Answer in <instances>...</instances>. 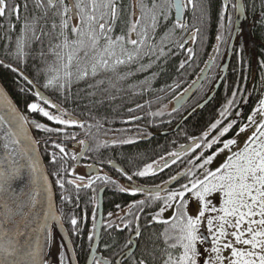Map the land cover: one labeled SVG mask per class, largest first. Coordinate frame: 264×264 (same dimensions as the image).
I'll return each mask as SVG.
<instances>
[{
    "label": "snow or ice",
    "instance_id": "snow-or-ice-1",
    "mask_svg": "<svg viewBox=\"0 0 264 264\" xmlns=\"http://www.w3.org/2000/svg\"><path fill=\"white\" fill-rule=\"evenodd\" d=\"M229 4L230 0H223L221 20L227 14ZM32 7L34 11L29 15L28 0H0V19L14 17L17 22H20L21 9L25 13L20 33L14 42H12V36L9 33L15 32L16 25L9 24L5 31V38L10 42L6 46V54L20 59L27 55L25 49L30 48L33 42L40 43L41 50L38 55L45 64L43 69L38 70V74L43 71L45 76L42 87L51 89L56 94L63 93L62 102L67 103L74 79L80 81L89 77L95 78L101 72L106 71L117 73L119 66L139 63L143 56L154 55L160 59L164 55V44L171 42L170 37L174 35L175 29L180 28L187 32L189 25L182 22L185 10L191 11L194 20L198 19L202 22L209 14L210 2L209 0H160V2L157 0H136L133 10L128 13L127 21L123 20V15L127 11L123 7V0H32ZM231 7L238 14L244 13L245 5L243 4L235 3L231 4ZM173 9L175 10V20L172 29L164 33L159 44L153 43L149 33L155 34L161 21L169 20ZM197 13H199L198 17ZM261 16L264 18V0H261ZM227 18L230 28L232 18L230 15ZM73 20L76 23L73 24ZM119 25H124L126 31L121 28L120 34H117L116 28ZM3 27L4 25L0 24V28ZM49 28L51 31H46ZM199 32L200 29L194 27L188 35V40L195 42ZM132 33H136V39L131 38ZM46 36H51V40L55 41V43L50 41L49 44V52L56 58L53 63L47 62L46 54L43 51V38ZM217 41L224 43L223 34L217 36ZM187 42L177 41L176 46L185 48ZM186 50L189 59H191L194 56L193 49L187 48ZM219 50L218 44L209 56V61L215 62ZM186 62H181L180 67L183 68ZM3 64L4 62L0 61V65ZM4 66L18 72L28 85L33 84V80L24 75L19 68H14L12 64ZM150 66L151 64L147 65V67ZM145 67L140 64L139 70L143 71ZM131 75L134 73H117L116 82L126 80ZM103 83L104 81L100 80L95 85H89V88L93 89L89 92V96L92 97L90 102L97 106H103L105 102L111 105L117 99L115 95H112L111 90H122L117 88V83L109 80V88L102 89L100 99H95V89ZM143 84L150 86V81L145 80ZM21 91L32 92L40 102L50 105L51 109L55 110V114L42 106L40 102H30L26 104L27 109L32 113L41 114L50 123L29 121L28 117L22 115L8 99L4 89L0 88V138L4 140V149L7 150L12 145H20L22 137L29 141L23 149V154L28 156V164L13 159V156L20 155L19 153H6L5 160L0 163V264H49L48 257L51 253L46 249L52 240L51 232L47 231L45 242L41 244L38 236L34 239L29 238V230L35 236L37 231L47 230L49 218L60 222L61 216L54 211L51 185L47 175H44L40 169L39 157L28 155L36 152L35 145L38 141L28 136L27 126L31 123L36 129L76 140L77 134L68 133L67 128L83 127V122L74 118L66 108L61 107L60 103L47 98L39 88L34 92L32 87L21 88ZM256 91H259L261 96L250 114L247 115L246 122H238L237 117H240L241 113L237 111L225 124H222L220 119L211 123L210 128L216 129L218 134H213L210 140L203 142V146L209 149L215 145V150L211 154L201 153L192 167L178 171L175 175L162 181L161 184L153 187L145 188L138 184L129 187L119 186L121 192L131 191L133 194H147L146 199L134 201L128 205L129 215L133 216L137 225L133 229L137 239L128 237L119 251L115 250L118 241L106 244L105 247L111 253L112 258L91 255L89 260V255L85 254L84 264H155L157 251L161 257L160 264H264V77H261L260 86ZM238 94L239 90L232 92V99L227 101L219 113L221 118L229 115L232 107L237 103ZM141 107L140 104L136 105V109ZM128 111L131 113L134 109L129 108ZM154 115H162V113ZM65 116L68 118L65 119ZM129 119L136 120L138 117L130 116ZM101 126L98 121L96 127ZM230 130H234L235 137L224 138V134L229 133ZM248 130L251 132L243 147L234 152L231 151L232 147L237 145L239 135ZM208 135V131L203 133V137ZM203 137H190L197 150L202 147V144L197 141L202 140ZM117 142L116 139L112 140V143ZM119 142L131 143L132 141ZM45 143L47 144L48 141L45 140ZM77 143L84 146L87 144L85 140H79ZM106 144L107 141L98 143L96 150L98 151ZM51 146L58 150L51 153V162L53 165L60 164V168L54 173L57 176L56 183L62 189L66 183L73 185L76 189L77 201H79L81 189H91L95 193L96 189L93 185L98 180L102 179L106 184H115V181L107 174L103 177L100 175L95 177L91 175L76 176V179L65 180L61 172H68V169L64 168V164L66 163L65 157L69 155V152L62 142L58 143L56 140H52ZM180 148L186 154L192 151L193 145H181ZM226 150L230 154L225 161L215 169L209 168L208 165L213 162L215 157ZM84 151L85 147H81L78 154L72 153L71 159L77 160ZM181 155V151L166 153L165 156L146 164L142 170L132 175H128L122 168L118 170L131 181L133 175L145 177L156 171L170 168L169 162L171 165L176 164ZM108 163L113 162L108 161ZM188 163L191 165L192 160L189 159ZM87 167L93 166L88 165ZM24 168L29 170V182L17 188L14 185L23 176ZM37 172H40L43 179L48 207L47 211H42L44 223L40 225V228L30 229V225L35 222L37 196L40 195L35 187V173ZM69 175L76 174L73 170ZM85 179H87V183H84ZM181 179H184L185 182L180 183ZM173 182L178 187L169 190V185ZM162 192L165 193L163 196H161ZM212 194H217L220 197L219 207L215 206L209 198ZM193 197L198 205L196 215H191L187 211V206L192 202ZM148 198H151V203L163 202L159 211L148 221L149 225L153 223L165 225L159 236H156L155 233L145 235L139 225L140 213H143L146 207L151 206ZM61 199L62 201L70 200L71 197L64 195ZM120 207L119 204L116 205L117 209ZM133 208L138 209V212L132 213L131 209ZM169 208H174L172 216L167 219H159L161 213ZM114 215L113 212L108 213L109 217ZM133 220H129L126 227H130ZM202 222L206 223L205 231H201ZM70 223L74 226V235L79 238L82 229L76 227L78 221L74 215L70 218ZM61 227H63L62 223ZM107 227L118 229L120 224L113 225L109 220ZM95 228L94 223L93 229ZM95 236L96 233L93 232L87 239L92 241ZM154 237L156 240L163 238L164 246L162 248L155 244ZM134 243L140 250L138 256L135 253L128 254L131 251L130 246ZM149 243H152L151 248L148 247ZM203 245H208V247L203 248L202 251L201 246ZM237 245L242 247H237ZM75 247V241L65 232V236L61 237V243L57 247L59 259L56 264H79ZM65 248L71 251V255L61 251ZM80 248L83 251L82 245ZM177 248L180 249L179 252L175 251ZM88 249L89 253L96 251L95 246L91 243L88 245ZM225 250H228L230 254L225 256ZM116 257H121V259H116Z\"/></svg>",
    "mask_w": 264,
    "mask_h": 264
},
{
    "label": "flooded vegetation",
    "instance_id": "flooded-vegetation-1",
    "mask_svg": "<svg viewBox=\"0 0 264 264\" xmlns=\"http://www.w3.org/2000/svg\"><path fill=\"white\" fill-rule=\"evenodd\" d=\"M222 3H223V0H222ZM28 4H29L28 14L31 15L34 11L32 7V0H28ZM135 4H136V0H123V7L127 10L123 15V20L127 21L129 19L128 13L133 10V6ZM231 4H234V0L230 1L227 14L222 20L221 25H223V27L220 28L221 29L220 31L223 33V35H225L227 31L230 30L228 38H230L231 36L233 26H234V19H235V10L231 7ZM245 9H246V6H245ZM173 15H174V9H173ZM228 15H230L232 18V23H231L230 28L228 25V18H227ZM246 15H247V19L243 22V26L241 29L242 32L237 37V42L235 43L234 50L236 49V53L240 54L241 60L242 61L244 60L245 62L244 66L239 68V70L241 69V71L244 73L243 80L246 83V90L249 89V87L251 86V90L254 92V89L257 87L259 88L260 86L261 77H264V63H262L264 62V18H262L261 16V6H260L259 18L255 20H249L247 11H246ZM24 19H25V13L23 9H21L20 22L22 23ZM1 22L4 23L3 28H8L9 24H13L17 21L14 17L12 18L5 17L3 19H0V24ZM72 23L74 24L76 23V21L73 20ZM165 26H166L165 24L163 23L161 24L162 28H164ZM121 28H124V30L126 31V27L124 25H119L116 28L117 34H120ZM46 31L50 32L51 30L49 28V29H46ZM191 31L185 32V34L182 36L180 33L182 32V29H181V31L179 32V35L177 36V41H179L180 43H183L186 36ZM257 31H259V34L256 33ZM149 34L152 37V42H153L154 34H152L151 32ZM131 38L136 39L137 38L136 33H132ZM160 39L161 38H159V40ZM14 40L12 41L14 42ZM50 41L51 43H55L54 40H51V36H46L43 38V51L45 54L47 53L53 58L55 56L51 52H48V51L45 52L46 49L49 48ZM13 46H14V43H13ZM2 47L3 49L6 50L4 46ZM39 47L41 49L40 43H39ZM38 53L39 51L37 52V55ZM254 53L256 54L255 62H257L256 71L252 69L253 67L252 64L254 61H252L253 59L251 57ZM3 54L6 56H9L6 54V52H4ZM185 54L187 55L188 53L185 52ZM81 55H83V53H81ZM233 55H234V51H233ZM177 56H179L180 58L179 63L183 61H187L185 59L183 60V54L181 51L178 52ZM144 59L149 60L148 64L153 63L152 65H158L160 62L162 63L163 56L160 57V59H157L156 56L154 58L153 56H143L139 60V63L144 61ZM232 59H233V56H232ZM192 60L196 62L194 64L199 63L195 59H190L187 62L192 61ZM65 62L67 61L65 60ZM139 63H133L128 66H124V65L119 66L117 69V73H120L126 67H130L132 65L138 66ZM20 68L21 70L27 69L25 67H20ZM178 68L182 71L181 74H183L184 67L181 68L179 65ZM132 70H134L135 72L136 70L138 71L139 69L134 68ZM159 71H160V67H159ZM143 72L144 71H140L139 73L140 78L138 79L139 81L138 84H136L135 82H131V81L137 80L136 73H134V75L129 76L126 80H123V82L120 81L117 83L115 79L117 73H113L111 71L101 72L95 78L89 77L87 79L80 80V81H75L74 79L71 87H75L77 85H85L86 90H88V95L85 97H89V92L93 91V89L89 88V85H95L100 80L104 81L103 85L99 87L100 89L103 88L104 86H107V89H108L109 80H111L113 83H117V88L122 89L124 96L125 94L127 95V102H125L126 104L124 103L120 106L121 108L125 110L126 119H123L124 120L123 125L116 127L115 130H113V132L108 133L107 135L99 133L93 141L90 140L88 133L86 132L83 134H80V136H76V140L66 139L63 135L58 136V137L56 136L53 138V140H56L58 143L60 142L63 143V146L69 152V155H68L69 160H72L71 155L73 152L78 154L80 152L81 147H85L84 145H79L77 141L85 140L87 142V148L84 154L81 157H79L77 160H74L71 166L70 172L74 170L76 175H70L69 177H66L65 180L76 179V176L87 177L91 175L95 177L96 175H100L101 177H103L105 174H107L108 176L112 178L113 181H115V184H106L102 179L96 181L93 185V187L96 189L95 193H93L91 189H81L79 191V201H78L80 205H86V206H90L91 204L94 203L93 205L95 207L93 208V212L96 213V220H97V217L99 214L100 200H102L101 203H102V225L103 226H101V231H100V236H99V241H98V246H97L98 247L97 252L99 255L104 256V257H109V258H112L111 253L105 247L107 241L104 240L103 236L110 232L114 233L115 231L124 229L125 231H127L126 235H128V237L130 236L133 237L134 236L133 229H135L137 225H136V222L133 220V216L129 215L128 205L133 203L134 201L144 200L147 198L146 193L133 194L131 191L121 192L119 191V186L129 187L130 185L135 186L138 184L141 187L150 188L157 184H161L162 181L167 180L171 175H175L178 171H183L185 169L184 168L185 159L183 158V155H182L180 157L181 159H179L178 160L179 162H177L176 164L171 165V162H170V168L168 169H163L162 171H156L154 174H149L148 176H145V177H138V176L133 175V179L129 181L126 178V176H124L118 169L122 168L124 169L125 172H127L128 175H132L133 173L139 170H142L146 164L151 163L154 160H158L159 157L165 156V155H163L161 151L159 153L152 154L149 156L148 162L141 164L138 167L137 165L139 164L132 165V163H129V166H127L125 164L126 161L124 159V156L121 154H118V152L119 151L125 152L126 150L131 151L137 148H149V147L154 148V146H157V144H159L158 147L153 150H172L173 149L174 150L173 152L177 151L182 145V144H179V142H181L182 137H183L182 126L188 120V118L192 115H190L182 123V125H180L175 131H171V130H173L174 127H176L177 124L184 118V116H186L192 110V107H193L192 105H194V103H197V101L199 100L202 101V99L206 98L208 94L210 93V92L207 93L208 87L203 93H199V89H198L186 104L174 110L172 106L174 105L175 98L181 93H183L187 87L183 85L185 76L184 75L182 76L181 74H179L178 80L174 83H170L166 80L162 81V79L158 76V75H161V71L158 73V70H157L154 75H152L149 79H147V81H150V86H148V85L143 84V82L146 79ZM229 72H230V69H228V72H226L227 73L226 77L219 88L221 89L223 83L227 81L228 83L227 88L225 89V87H222V90H224V92H222V95L223 93L229 94L230 92V86H231L230 84H231V78L233 76L232 75L233 73L229 74ZM181 76L183 78H181ZM217 77H218V69L211 76V79H210L211 84L214 83L218 79ZM44 79H45L44 77L36 76L33 78V82L40 89L45 90V92L51 98H54V101L56 103H60L61 107L65 104L66 106H70V107H75V105L81 104V103L89 104L90 103L89 100L92 99V98H88L89 100H87L84 97V98H81L75 101L70 98V94H69L68 102L63 103L62 102L63 95H64L63 93L56 94L55 92H52L50 89H44L42 87L44 83ZM17 80L18 79H16L15 82H17ZM20 86L21 87L16 88V91L20 93L21 95L26 96V98H28L26 100L27 103L40 102L33 96L32 92L26 93V92L21 91V88H27L25 85L22 84ZM29 87H32L33 92L35 91V88L33 85H29ZM14 88H15V85H14ZM99 88L95 89V92H96L95 99H100V96H98ZM47 90H50L51 93L47 92ZM252 91L248 93L247 95L248 100H251L252 97H254V94L252 93ZM222 95H221V98H222ZM260 96L261 94H259V96L254 98L256 103H258V98H260ZM215 97L212 100H214ZM221 98L218 101H221ZM40 103L42 104V106L46 107L50 111H53L55 114V110L51 109L50 105H45L43 102H40ZM137 104L142 105V107L140 109H136ZM129 108L134 109V111L130 113L128 111ZM195 112H193L192 114H194ZM70 113L72 114L74 118H76V116L72 112ZM82 113L84 112L82 111ZM87 113H84V114L86 115L88 119H95L94 117L95 114H92L90 112H87ZM155 113H162V115H154ZM102 116L107 117L108 115L104 114ZM130 116L138 117V119L130 120L129 119ZM64 118L67 119L68 117L65 116ZM78 119L82 121L83 123L87 122V119H84V120H81L80 118ZM217 119H220V117H217ZM67 132L75 133L73 131V127L67 128ZM212 135H213V131H212ZM113 139H116L118 142L112 143ZM124 140H131L132 142L131 143H120L119 142V141H124ZM103 141H107L106 146L100 147L99 150L97 151L96 150L97 144ZM48 147L46 148V150L58 151L57 149H54L51 146V142L48 144ZM88 149H91V150H88ZM196 157L197 156L192 157L193 164L195 163ZM108 161H112L113 163H108ZM88 165H92L93 167L96 168V170H92V169L89 170V167H87ZM77 182L79 183L80 181H77ZM84 183H87V179H85ZM180 183H184V179H181ZM176 187H178V185L174 182L169 187V190H171L172 188H176ZM56 194H57V198H59L60 196V199L64 195L70 196L71 197L70 200H63V201L65 203H71L72 205H73L74 199H76L75 187L67 183L65 184V187L63 189L56 187ZM106 194H115L118 196V198L119 196H121V199L119 201L117 200L114 203H112V208L107 209L105 211ZM164 194L165 193L162 192L161 196H163ZM148 199H149V202H151V198H148ZM194 200L195 198L193 197L192 202L189 203L190 206L194 205ZM60 204H63V203L61 202ZM117 204L121 206L120 209L116 208ZM61 208H63V206H61ZM63 209L65 211V217H68V216L72 217L74 215L77 218L78 213L76 209L72 210L71 208L68 209L66 207H64ZM109 212H113L115 213V215L113 217H109L108 216ZM131 212L136 213V208L131 209ZM117 217H120L121 219H118ZM96 220H95V225H96ZM109 220L112 221L113 225L119 223L120 228L118 229H116L115 227L108 228L107 222ZM129 220H133V223L131 224L130 227H126ZM77 221H78V218H77ZM139 223H140V220H139ZM104 229L106 230L105 232H104ZM94 232H96V228L94 229ZM135 239L136 237L134 236V240ZM56 240L58 239L55 238L54 240L55 247L53 249H55V251L57 252L58 243L56 242ZM93 242H94V239L90 241L91 244H93ZM86 243H88V241ZM59 244H60V241H59ZM122 246H123L122 244L118 245V249L116 250L115 248V250L119 251L120 247ZM132 246L133 245H131L130 247ZM76 249H79L78 243H77V247L75 248V250ZM202 249L203 247L201 246V250ZM64 250L65 249H61V251H64ZM118 258L119 257H116V259ZM80 264H84V263L82 262Z\"/></svg>",
    "mask_w": 264,
    "mask_h": 264
},
{
    "label": "trees",
    "instance_id": "trees-1",
    "mask_svg": "<svg viewBox=\"0 0 264 264\" xmlns=\"http://www.w3.org/2000/svg\"><path fill=\"white\" fill-rule=\"evenodd\" d=\"M159 1L160 0H157V2H159ZM230 1H232V0H230ZM260 1L261 0H244L249 20H255V19L259 18L260 6H261ZM209 2H210L209 14L207 17L204 18V20L202 22L199 21L198 19L194 20L192 13H189V12H191L190 10H187V12H185V17L183 18V22L189 25V28L187 29V31H191V30L193 31L194 27H198L200 29L199 35H198L195 42H192L191 45H189L190 43H187L188 45L185 46V48L177 47L176 46L177 36L179 35V32L181 30L179 28H176L174 35L170 37L171 42H166L164 44V55H163V60H162L163 64L160 62L158 65H152L153 64L152 63L150 67H147V65H149L148 59H144V61L139 63V65L143 64L146 66L145 69L143 70L144 71L143 74L146 77L145 80L149 79L158 70V73L161 71V75H158V76L162 79V81L166 80L170 83L176 82L178 80L179 74L182 73V71L178 68L180 63H181V62L179 63L180 59H178V56H177L178 52L181 51L183 54V60L185 59L188 61V60H190L189 54L186 55L185 52L187 53V50H186L187 48H192L193 52H194V56L191 59H195L199 63L194 64V63H196L194 60L185 63L184 69H183V74H181V75L185 76V80H184L183 85L186 87L194 80V78L198 75L199 71L206 64L207 60L209 59L208 53H209L210 48L212 47V49H214L218 44H219L220 50H219V54L217 55V57L215 59V62H212L213 63L212 72H216L218 69V73H220L219 72V66L223 62L224 57L226 55L225 51H226L227 43H225V42L229 36L230 30H228L227 33L225 35H223L225 38L224 43H220L217 41V36L220 34H223L220 31L221 30L220 29L221 24H222V20H221L222 0H209ZM197 15H199V13H197ZM173 16L174 15H173V10H172L169 20L168 21H161L160 26L157 27V30L154 34L153 43L159 44L161 41V39L159 40V38H161L166 31H169L172 29L173 22H174ZM162 23L166 25L164 28L161 27ZM256 33L259 34V31H257ZM0 52H2V53L6 52V50L3 49L1 42H0ZM154 57L155 56L153 55V58ZM251 58L253 59L252 61L255 62L256 61V54L254 53ZM240 59H241V55L236 53V49H235L233 59L231 61L230 72H229V74L233 73L232 74L233 76L231 78V84H230L231 86H230L229 95H224L223 99H221V101H218L221 98L222 92H224V90H222V87H225V89L227 88L228 83H227V81H225L223 83L221 89H219L218 92L216 93L215 99L212 100L211 102H209L203 109L198 110L194 114H192V116H190L188 118V120L183 124V126H182L183 137H182L181 142H179V144H182V145L187 144L189 142H192L190 137H198V138L203 137V133L205 131L209 132V135L207 137H203L202 140H198V143L202 144V147L200 149L197 150L194 146L192 151H189L186 154L185 153L182 154L183 158L185 159L184 168L192 167V165H194L196 163V160H195L194 164L192 163L190 165L188 163V160L189 159L192 160V157H194L193 153H195V156L199 157L201 153L211 154L215 150V145L213 146L212 149H209V148L203 146V142L211 139L212 131H213V134H218L216 129L210 128V125H211V123H214L215 120H217V117H220L219 113L222 111L223 106L227 103V101L229 99H232L231 94L234 90H239V94L236 97L237 103H236V105H234L232 107L231 112L229 113V115L227 117H224V118L220 117L222 124H225L231 118V116L235 115V113L237 111L242 112L243 111L242 110L243 105H246L247 109L243 113L242 117H240V121L246 122L247 115L250 114L252 108L257 104L255 102L254 98L259 96L260 92L256 91V89H258V87L254 89V92L251 90V86L249 87V89L246 90V83L243 80L244 79V73L241 71V69L239 70V68L242 67L241 63H239ZM29 64L35 67L36 62L34 60H32V61L30 60ZM138 66L132 65L130 67H126L119 74H123L126 72L136 73L137 74L136 75L137 80H134L131 82H135L136 84H138L139 83L138 79L140 78L139 77L140 76L139 75L140 70H138V71L136 70L135 72H134V70H132L134 68L139 69ZM159 67H160V71H159ZM13 75H14V72L7 70V69H3L0 66V76L3 79V82L8 87L11 94H13V97L15 98V100L19 104H22V107L26 110V112H27L26 114L28 115L30 121L35 120L36 122H39V123L49 124L50 122L47 121V118L43 117L39 113H32V112H30L29 109H27L26 100L28 98H26V96L18 93L16 91V88L21 87L20 85H22V84L25 85L26 87H29V85L26 84L23 80H20L18 78L17 82H15L16 88H14V86H13L14 76ZM182 76H181V78H183ZM210 79L211 78H206V80L203 82V84L199 88V93L205 92L207 87H208L207 93H209L212 90L213 83L211 84ZM50 90H47V92L51 93ZM51 91L54 92L53 90H51ZM251 91L254 94V97H252L251 100H248L247 95ZM116 92L117 91H115V90L111 91L112 95H115ZM85 98L87 100H89L88 97H85ZM86 104H84V103L83 104L82 103L77 104V105H75V107L66 106V104H65L62 106V108H66L68 111L72 112L76 116V118L78 117L81 120L87 119V122L83 123V127L73 126V131L75 133H77V132L79 133V134L77 133V136H80V131H82L81 133L86 132V133H88L90 140L93 141L96 138L94 133H95V131H97V127H96L97 121L95 119H88L84 113H86L88 108H92L94 106L98 107V106L91 103V102L89 103L88 106ZM118 104H119L118 102H116V104H115V102H112L111 105H109L107 103V104H104L103 106H100L101 110L99 111L100 112L99 114L100 115H104V114L108 115L107 113L112 112V109H114ZM82 111L84 113H82ZM94 117H97V115H95ZM30 125L34 129L36 136L39 137L40 139L52 141L53 138L56 137V135L51 134V133H47L42 129H36L34 127V125H32L31 123H30ZM50 126H54V125H50ZM219 127L220 126L218 125V128ZM234 135H235L234 130H230L229 133L224 134V138H231ZM217 144H219V141H217ZM158 145L159 144H157V146H154V148H150V147L149 148H137V149H134L131 151L126 150L125 152L119 151L118 154H121L124 156V159L126 161L125 164L127 166H129V163H132V165L139 164V165H137L139 167L141 164L148 162L149 156L152 154H156V153H159L161 151L163 153V155H166V153L174 151L173 149L172 150H153V149H156L158 147ZM47 147H48L47 144L41 145L42 153L48 161L50 170L53 172V168L55 166H57L59 163H57L56 165L52 164L51 153L55 152V150H46ZM154 158H155V156H154ZM68 159H69L68 156L65 157L66 162ZM177 162H179V161H177ZM184 182H185V180H184ZM120 199H121V196H119V198H118V196L115 194H106L105 211L107 209H111L112 203H114L117 200L119 201ZM62 203L63 204H60V202H59V208H60V211L63 215L62 217H64L63 220L65 222V225L67 226V229L70 232L72 239L75 241L76 247H77V243L79 245V249H76L77 256L79 259V263H82V262L84 263L85 254L89 255L88 245L90 244V241L87 239V237L94 232L93 224L95 223V220H96V213H95V215H93V213H94L93 208L95 207L93 205L94 203L91 204L90 206L80 205L76 199H74L73 205L71 203H65L64 201H62ZM162 203H163L162 201H156L154 203H151L150 207H146L144 212L140 213L141 218H140L139 224L142 227V230L144 231L145 235H147L148 233H155L156 236H159V234L161 232H163V229L165 228L164 224H162V223H153L151 225L148 224L149 219L151 218V216H153L158 211V209L162 206ZM61 206H63V208L66 207L68 209L71 208L72 210H74V209L77 210L78 224L76 227H79L80 229H82V233L79 236V238H77L73 233V227L74 226L71 225V223H70L71 217L70 216L65 217V211L63 208H61ZM189 206H190V204H188V206H187V211L190 214ZM137 212H138V209H136V213ZM202 223H205V222H202ZM205 225H206V223H205ZM105 231L106 230L104 229V232ZM126 234H127V231H125L124 229H121L119 231H115L114 233L110 232V233L104 235L103 237H104V240L107 241L106 244H113V241H118V244L115 247L117 250L118 245H121V244L123 245L126 242V239L128 238V235H126ZM54 235H55V237L53 238V243H52V247H51V251H50V253H51L50 255L52 256L53 259H52V262L49 264H56L57 260L59 259L58 252H56L55 249H53V248L55 247L54 246L55 238H57L60 241V243H61V238H60V236L56 230H54ZM153 239H154L155 244L158 245V247L162 248L164 246L163 242H162V240H163L162 237L159 240H156L155 237ZM87 241L89 244L86 243ZM80 245L83 246V251H81ZM142 245H143V241H142ZM148 247L151 248L152 243H149ZM139 251L140 250L136 247L134 253L138 256ZM175 251L179 252L180 249L177 248ZM64 252L67 254L66 249L64 250ZM156 257H157V259L155 261V264H160L161 257H160V253L158 251L156 252Z\"/></svg>",
    "mask_w": 264,
    "mask_h": 264
},
{
    "label": "water",
    "instance_id": "water-1",
    "mask_svg": "<svg viewBox=\"0 0 264 264\" xmlns=\"http://www.w3.org/2000/svg\"><path fill=\"white\" fill-rule=\"evenodd\" d=\"M235 3H240V4L245 5L244 4V0H235ZM246 19H247L246 9L244 10V13L243 14H238L236 12V10H235V19H234L235 20V23H234V28H233V31H232L231 38H230L229 43H228V46H227V51H226L227 53H226V56H225V59H224L223 63L220 66V72H221V74H220L217 82L214 83L212 92H210V94L207 96V98L205 100L202 101V103H199L198 105H196L195 108H193L186 116H184V118L171 131H175L180 125H182V123L190 115H192L193 112L202 109L206 104H208L211 101V99L217 93L218 89L220 88V86H221V84H222V82H223V80H224V78H225V76L227 74L226 72L228 71V67H229V64L231 62V58H232V55H233L234 45H235V42H236L235 40H236L237 36L242 32L241 29H242V26H243V22ZM182 21H183V17H182ZM184 34H185V31L183 30L181 32V35L183 36ZM185 41H188V43H190L189 45L192 44V41H189L188 40V36L185 38L184 42ZM212 64L213 63L211 61H209V59H208L207 62H206V64L202 68L203 71L201 70L199 72L198 76L196 77V79L190 84V86L188 88H186L183 93H181L180 95H178L175 98L174 105L172 106L173 109L176 110V109L182 107L184 104H186L191 99V97L194 95V93L200 87V85L202 84V82L205 80V78H206V76H207V74H208V72H209ZM1 83L2 82L0 81V88L4 89V92L8 96V99L11 100L12 104L17 107V109L20 111V113L22 115H24L23 114V111L16 104L17 101L13 97V94H11V92L3 84H1ZM32 85L34 86L35 90L37 88H39L37 85L34 84V82H33ZM40 91H42V90L40 89ZM44 95L48 98V96L45 93H44ZM245 110H246V107L244 106L243 112ZM242 115H243V113H242ZM239 119L240 118L237 117V120H239ZM27 131H28V136L29 137H31L35 141H38V139L36 138V134L34 133V130L32 129L30 123L27 126ZM21 139H22V143L20 145H12V146H10L9 149L5 150L4 147H3L4 140L2 138H0V163H2L5 160L6 153H19L20 155H14L13 156V159H17V160H19L23 164H28L29 163L28 156L23 154V149L27 146V144L29 143V141L26 140V139H24L23 137ZM39 144H40V142L38 141V143L35 145L36 152L35 153H29L28 155H32L34 157L35 156H38L39 157L40 169L43 171V174L44 175H47L48 180H49V183L51 185V200H52V204L54 205V211L58 215H60V212H59V209H58L59 207H58V203H57V197H56L55 188H54V185L52 183V178H51V176H49L50 174L48 173V170H47V167H46L47 165L44 162L43 153H42V150H41V146ZM187 145H193V147H194L193 142H190L188 144H185V146H187ZM86 148H87V144L85 146V150H86ZM177 151L183 152V150L181 148H179ZM90 169L96 170L95 167H91V168H89V170ZM35 179H36V185H35V187L39 191L40 195L37 196V207H36V213H35V222L30 225V229L31 228H36V229H39L40 228V225L44 223L42 211H47V207H48L47 192L45 191V186H44V183H43V179L41 178L40 172L35 173ZM28 182H29V170L27 168H24V170H23V176L21 177V179H19V180L16 181V183H15L14 186L17 187V188H19V187L24 186ZM171 185H169V187ZM101 201L102 200H100L99 214H98V219H97V223H96V232H95L96 233V236H95L94 242H93V245L95 246L96 251L94 253H90L89 254V260H90L91 255L100 256L97 253V246H98V241H99L101 226H103L102 225V203H101ZM61 223L63 224V227H61ZM54 230L57 231V233L60 235V237L65 236V232H67L68 235H70L69 232H68V229H67L66 225L64 224V221H63V219L61 217V221L60 222L55 221V220L49 218L48 221H47V230L37 231L35 233V236H33L32 232L29 230V238H33L34 239L36 236H38L39 239H40L41 244H43L45 242L44 238L47 235V231H50L51 232V235H53ZM205 230H206L205 225H202L201 231H205ZM22 231H23V228H22ZM132 238L134 239V236ZM52 241H53V239L49 242L48 247L46 249V251H48V252L51 251ZM64 242L66 243L67 240L65 239ZM135 248H136V245L134 243L133 246L131 247V251L128 254L129 255H132L133 252L135 251ZM67 253H68V255H71V251L69 249H67ZM48 259H49V263H51L52 256L49 255ZM118 259H121V257H119Z\"/></svg>",
    "mask_w": 264,
    "mask_h": 264
},
{
    "label": "bare ground",
    "instance_id": "bare-ground-1",
    "mask_svg": "<svg viewBox=\"0 0 264 264\" xmlns=\"http://www.w3.org/2000/svg\"><path fill=\"white\" fill-rule=\"evenodd\" d=\"M187 10L188 9H186L185 10V12H187ZM189 13H191V12H189ZM197 16H199V15H197ZM185 17V13H184V15H183V18ZM173 20H175V16H173ZM50 22V21H49ZM1 24H3L4 25V23L3 22H1ZM13 24H15L16 25V28H15V32H12V33H9L11 36H12V40H14L15 38H16V36L17 35H19V33H20V27H21V22H15V23H13ZM234 27V26H233ZM180 29V28H179ZM7 30V28H1L0 29V42L2 43V46H4L5 48H6V46L10 43L6 38H5V31ZM181 30V29H180ZM225 39V38H224ZM229 41V38H227L226 39V42L225 43H227ZM13 42V41H12ZM183 43H184V41H183ZM188 44L186 43L185 44V46H187ZM14 47V46H13ZM41 49H40V47H39V43L38 42H33L32 43V45H31V47L30 48H26L25 49V51H26V53H27V55L26 56H24V57H22V58H20V59H16L15 57H13V56H6V55H4L2 52H0V61H3L4 62V64L3 65H0L3 69H7V70H10V71H12V69H10V68H8V67H6V66H4V65H7V64H12L13 65V67L14 68H19L20 69V71H22L23 73H24V75H26V76H28V78L30 79V80H33V78L34 77H44L45 78V76H44V73H43V71H40L39 72V74H38V70H40V69H43L44 67H45V64L41 61V59L39 58V55H37V52L38 51H40ZM49 52V48L48 49H46V51L45 52ZM213 51H214V49H212V47L210 48V50H209V56L213 53ZM55 57H51L49 54H47L46 53V60H47V62H49V63H53V62H55ZM178 59H180L179 58V56H178ZM30 60L32 61V60H34L35 62H36V65H35V67L34 66H32V65H30L29 63H30ZM239 63H241V66L243 67L244 66V60L242 61L241 59L239 60ZM252 69L254 70V71H256V69H257V62H253V64H252ZM20 67H25V68H27V69H25V70H21V68ZM230 67H231V64H229V67H228V69H230ZM28 71H30V72H28ZM12 72H14V71H12ZM214 72H212V66H211V68H210V70H209V72H208V74H207V76H206V78H211V76H212V74H213ZM14 81H13V83L16 81V79H20V80H23L26 84H28L27 83V81H25L21 76H20V74L18 73V72H14ZM220 76V73H218V77ZM217 77V78H218ZM0 81L2 82L1 84H3L7 89H8V87L5 85V83L3 82V79L1 78V76H0ZM121 82H123V81H121ZM16 83H14V85H15ZM35 84V83H34ZM13 85V86H14ZM36 85V84H35ZM16 86V85H15ZM16 88V87H15ZM102 89H107V86H104L103 88H99V90H98V96H100V93H101V91H102ZM9 90V89H8ZM47 96H48V98L49 99H51L52 101H54V98H51L46 92H45V90H43V89H41ZM10 91V90H9ZM70 98L72 99V100H79V99H81V98H83V97H85V96H87L88 95V90H86V86L85 85H77V86H75V87H71L70 88ZM224 95H229L228 93H226V94H224L223 93V95H222V98L221 99H223V96ZM115 96L117 97V99L114 101L115 102V104H116V102H118L119 104L114 108V109H112V112H108L107 114H108V116L107 117H103L102 115H100L99 113V111L101 110V108H100V106H98V107H92V108H88L87 109V111H86V113L87 112H90V113H92V114H95V115H97V117H95V120L98 122L99 121V123H100V125H102L101 127H99V128H97V131H95V137H97V135L99 134V133H102V134H105V135H107L108 133H111V132H113V130H115V128L116 127H118V126H121V125H123V119H126V115H125V110L123 109V108H121L120 106L122 105V104H124L125 102H127V95L125 94V96H124V93L122 92V90L121 91H117L116 93H115ZM216 96V94L214 95V97ZM213 97V98H214ZM37 100H39L38 99V97H35ZM88 98H90V96L88 97ZM92 98V97H91ZM207 98V97H206ZM206 98H204V99H202V101L203 100H205ZM212 98V99H213ZM212 99H211V101H212ZM90 101V100H89ZM202 101L201 100H199V101H197V103H194V105H192L193 107H192V109L193 108H195L196 107V105H198L199 103H202ZM210 101V102H211ZM55 102V101H54ZM17 105H18V107L23 111V114L26 116V117H28V115L26 114L27 112H26V110L22 107V104H19L18 102L16 103ZM104 104H107V102H105ZM126 104V103H125ZM87 106L89 105V104H86ZM207 105V104H206ZM205 105V106H206ZM204 106V107H205ZM203 107V108H204ZM202 108V109H203ZM201 110V109H200ZM88 114V113H87ZM82 131H80V134H83V133H85V132H83V133H81ZM35 133V132H34ZM36 138L38 139V141L40 142V146L41 145H46V143H45V140H43V139H40L39 137H37L36 136ZM48 141V143H47V145L49 144V142L51 141V140H47ZM43 158H44V162H45V164L47 165L46 167H47V170H48V173L50 174L49 176H51V178H52V183H53V185H54V188H55V192H56V187L57 188H61L57 183H56V180H57V176L56 175H54V173L57 171V169L58 168H60V164H58L57 166H55L54 168H53V172L50 170V167H49V164H48V161H47V159L45 158V156L43 155ZM73 161L74 160H67V162L64 164V168H66V169H68V172H61V175L64 177V179L66 178V177H69L70 175H69V172H70V170H71V166H72V164H73ZM56 197H57V194H56ZM59 202L61 203L62 202V200L60 199V197L59 198H57V203H58V207H59ZM59 209V212H60V215H61V217L63 216L62 215V213H61V211H60V208H58ZM62 219H63V217H62ZM97 219H98V217H97ZM96 223H97V220H96ZM55 237V235H54V233H53V235H52V239ZM66 249V248H65ZM97 249H98V247H97ZM66 251H67V249H66ZM98 253V252H97ZM90 254V253H89ZM101 256V255H100ZM53 259V258H52ZM52 262V261H51Z\"/></svg>",
    "mask_w": 264,
    "mask_h": 264
},
{
    "label": "rangeland",
    "instance_id": "rangeland-1",
    "mask_svg": "<svg viewBox=\"0 0 264 264\" xmlns=\"http://www.w3.org/2000/svg\"><path fill=\"white\" fill-rule=\"evenodd\" d=\"M257 119H259V117H257ZM250 132H251V130H248V131H246L245 133L239 135V137L237 138V145L233 146L232 149H231V151L234 152V151H236L238 148H242L243 145H244V143H245V141H246L247 136L250 135ZM234 137H235V135L232 136L231 138H234ZM229 154H230V152H229L228 150H226V151L223 152V153L218 154V155L215 157V159L213 160V162H212L210 165H208V167L211 168V169H215L216 167H218L219 165H221V164L225 161V159L227 158V156H228ZM209 198L211 199L212 203H213L215 206L219 207V204H220V197H219L217 194H212ZM197 207H198V205H197L196 201L194 200V205L189 206V209H190L189 211H190V214H191V215H196V213H197ZM173 211H174V208L166 209L163 213H161L159 219L162 220V219H167V218L171 217ZM202 225H203V224H202ZM201 229H202V227H201ZM229 231H231V229H229ZM56 242H57L58 245H59V241L56 240ZM202 247H203V248H206V247H208V245H203ZM237 247H242V246H241V245H237ZM202 251H203V249H202ZM229 254H230V253H229L228 250H225V251H224V255H225V256H227V255H229Z\"/></svg>",
    "mask_w": 264,
    "mask_h": 264
}]
</instances>
